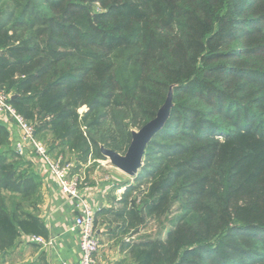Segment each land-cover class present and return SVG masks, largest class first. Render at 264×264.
Returning a JSON list of instances; mask_svg holds the SVG:
<instances>
[{"label": "trees", "instance_id": "trees-1", "mask_svg": "<svg viewBox=\"0 0 264 264\" xmlns=\"http://www.w3.org/2000/svg\"><path fill=\"white\" fill-rule=\"evenodd\" d=\"M0 90L50 156L83 163L124 156L170 98L144 185L110 211L129 258L264 264V0H0ZM40 189L0 124V251L46 237ZM161 218L163 240L141 232Z\"/></svg>", "mask_w": 264, "mask_h": 264}, {"label": "crops", "instance_id": "crops-1", "mask_svg": "<svg viewBox=\"0 0 264 264\" xmlns=\"http://www.w3.org/2000/svg\"><path fill=\"white\" fill-rule=\"evenodd\" d=\"M0 124L8 131L10 147L24 161L30 162L39 177L42 199L38 217L46 229V237H41L43 243L24 236L12 248L0 251V264H76L80 251L78 235L73 230V220L80 209L61 193L58 184L29 148L17 151L16 145L21 140V132L14 122L5 123L0 119ZM79 190L96 211L95 227L100 241L97 264H133L125 249L129 237L121 235L118 223L112 221L115 217L110 211L117 210L109 203L104 188L91 189L84 186Z\"/></svg>", "mask_w": 264, "mask_h": 264}, {"label": "built area", "instance_id": "built-area-1", "mask_svg": "<svg viewBox=\"0 0 264 264\" xmlns=\"http://www.w3.org/2000/svg\"><path fill=\"white\" fill-rule=\"evenodd\" d=\"M10 96L0 90V119L2 122L12 121L21 132L17 151L29 148L40 163L47 169L58 184L61 193L67 196L80 213L74 217L73 230L78 235L79 259L76 264H97L96 256L99 252L100 241L95 227V209L81 194L78 175L72 173V165L62 161L60 157L51 158L46 148L34 137L33 128L17 115L9 104ZM37 243H43L40 237H31Z\"/></svg>", "mask_w": 264, "mask_h": 264}, {"label": "rangeland", "instance_id": "rangeland-1", "mask_svg": "<svg viewBox=\"0 0 264 264\" xmlns=\"http://www.w3.org/2000/svg\"><path fill=\"white\" fill-rule=\"evenodd\" d=\"M82 111L83 110L81 109L80 112ZM163 116H165L164 112L161 113V116L159 118H163ZM167 118L168 116L166 117V120L163 126L165 125ZM138 132L139 130H132V141H133L134 136ZM51 138H52L51 134L44 133L41 137L36 138V140L40 144H42L47 150L48 149L47 141H50ZM146 147L147 145L145 146L144 153H145ZM100 152L103 156L102 160L89 157L86 163L79 162L78 160H76L77 159L76 154L72 155L71 153H68L66 156L67 158H66L65 163L69 162V164L72 165V170H71L72 173L78 175L79 188H83L84 186L91 188V189L94 187L104 188L105 192L107 193L108 199H109L108 201L111 204L112 208L115 210H121L124 208L123 204L121 203L122 202L121 199L123 198V194L126 188L129 186L144 185L145 179L143 178L140 182L135 181V177L138 172L132 176H129L125 173V171L114 166L110 161L111 156L116 155L122 158L125 156L118 155L102 147L100 148ZM51 155H52L51 158L53 159L57 157L55 153ZM143 159H144V155L142 157V161ZM75 165L79 166L78 171L74 170ZM40 192H41V189H40ZM40 204H41V201H40ZM179 216H180L179 204L175 203L171 208V216L169 218L171 217L178 218ZM163 222L165 223V221L162 218L158 220H153V219L149 220L146 223L145 227L142 228L141 232L144 235L149 236L151 238H157V239L163 240L166 237L167 233L172 229V227L167 223H165L164 227H161L160 224ZM137 238L138 237H134V240H137Z\"/></svg>", "mask_w": 264, "mask_h": 264}, {"label": "water", "instance_id": "water-1", "mask_svg": "<svg viewBox=\"0 0 264 264\" xmlns=\"http://www.w3.org/2000/svg\"><path fill=\"white\" fill-rule=\"evenodd\" d=\"M14 98L15 96H12L10 100H13ZM170 105V98H168L167 102L158 112L156 118L141 128L134 136L133 141H131L129 148L124 155L125 157L122 158L116 155L110 157V161L114 166L125 171V173L129 176H132L138 172L142 166V157L144 155L145 146L162 128L166 117L168 116ZM162 112H164L165 116H163V118H159Z\"/></svg>", "mask_w": 264, "mask_h": 264}]
</instances>
